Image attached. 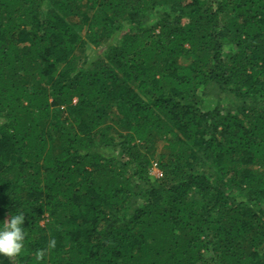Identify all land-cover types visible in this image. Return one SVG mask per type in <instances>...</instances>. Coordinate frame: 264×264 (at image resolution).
<instances>
[{
    "label": "trees",
    "instance_id": "1",
    "mask_svg": "<svg viewBox=\"0 0 264 264\" xmlns=\"http://www.w3.org/2000/svg\"><path fill=\"white\" fill-rule=\"evenodd\" d=\"M19 212L0 264H264V0H0Z\"/></svg>",
    "mask_w": 264,
    "mask_h": 264
},
{
    "label": "clouds",
    "instance_id": "2",
    "mask_svg": "<svg viewBox=\"0 0 264 264\" xmlns=\"http://www.w3.org/2000/svg\"><path fill=\"white\" fill-rule=\"evenodd\" d=\"M24 224V212L11 215L10 219L0 222V255L12 257L23 251L26 239ZM54 244L55 241L50 242V245Z\"/></svg>",
    "mask_w": 264,
    "mask_h": 264
},
{
    "label": "rangeland",
    "instance_id": "3",
    "mask_svg": "<svg viewBox=\"0 0 264 264\" xmlns=\"http://www.w3.org/2000/svg\"><path fill=\"white\" fill-rule=\"evenodd\" d=\"M160 174H161V172H160V170H159L157 167H153V168H152V171H151V177H152L153 179H155V178H159V177H160Z\"/></svg>",
    "mask_w": 264,
    "mask_h": 264
},
{
    "label": "built area",
    "instance_id": "4",
    "mask_svg": "<svg viewBox=\"0 0 264 264\" xmlns=\"http://www.w3.org/2000/svg\"><path fill=\"white\" fill-rule=\"evenodd\" d=\"M154 167H156V165H154ZM160 176H161V174H160Z\"/></svg>",
    "mask_w": 264,
    "mask_h": 264
}]
</instances>
